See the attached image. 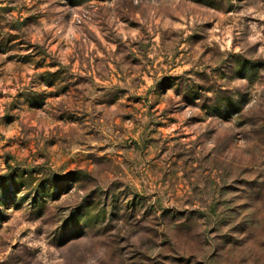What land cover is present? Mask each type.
I'll return each instance as SVG.
<instances>
[{
	"label": "rangeland",
	"instance_id": "obj_1",
	"mask_svg": "<svg viewBox=\"0 0 264 264\" xmlns=\"http://www.w3.org/2000/svg\"><path fill=\"white\" fill-rule=\"evenodd\" d=\"M0 264H264V0H0Z\"/></svg>",
	"mask_w": 264,
	"mask_h": 264
}]
</instances>
